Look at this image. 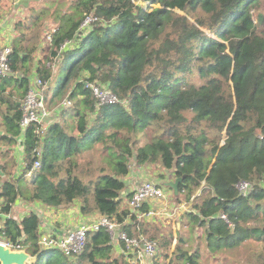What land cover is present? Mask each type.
Here are the masks:
<instances>
[{
  "label": "trees",
  "instance_id": "obj_1",
  "mask_svg": "<svg viewBox=\"0 0 264 264\" xmlns=\"http://www.w3.org/2000/svg\"><path fill=\"white\" fill-rule=\"evenodd\" d=\"M64 5L48 1L13 24L8 64L15 76L0 80V143L18 144L21 104L34 78L46 85L54 78V87L46 88L47 104L67 98L71 106L60 116L69 114L73 123L55 122L43 135L36 134L38 125H30L21 143L26 165L19 177L12 157L0 149L10 158L0 163V238L38 256L35 264H129L115 254L103 229L89 232L83 252L70 261L39 247L38 213L21 220L10 213L18 201L55 210L79 202L82 215L95 211L130 237H147L151 225L120 208L126 188L121 178L134 161L181 178L175 203L182 197L191 203L180 217L184 234L176 236L169 264H204L209 257L219 263L220 256L247 241L262 245L257 255L262 260L252 264H264V0ZM91 14L97 21L79 36ZM48 19L55 24L50 44L45 42L49 30L44 31ZM70 40L73 48L59 53ZM67 63L57 77L55 69ZM97 81L121 102L96 108L84 83ZM94 146L106 156L109 170L101 168L85 183L75 172L77 158ZM240 182L251 185L246 197L238 193ZM147 209L143 205L141 211ZM158 238L164 252L171 248V232Z\"/></svg>",
  "mask_w": 264,
  "mask_h": 264
},
{
  "label": "built area",
  "instance_id": "obj_2",
  "mask_svg": "<svg viewBox=\"0 0 264 264\" xmlns=\"http://www.w3.org/2000/svg\"><path fill=\"white\" fill-rule=\"evenodd\" d=\"M97 21L92 14L86 16L80 28L78 30L79 36L87 34L92 24ZM55 32V28L48 31L45 37V42L50 44L52 35ZM73 41L64 42L60 48L59 53L65 50L73 48ZM11 44L0 47V80L10 73L9 69V56L11 54ZM54 68V65H51ZM85 87L88 88L96 102V108L102 106H112L120 103L118 97L110 91L107 85L100 82H85ZM46 83H42L40 80L34 78L30 90L21 104V119L18 123L20 128V135L18 137V148L19 154L22 155L23 147L21 143L24 139V134L27 128L32 125H38L36 134L43 135L47 129V124L54 113H59L64 109H68L71 106L70 101L66 98L51 112L47 106V95H46ZM37 155L40 154V150H36ZM39 161L34 162V168L39 167ZM31 172L27 174L30 176ZM237 190L241 197H246L251 190V185L246 182H240L237 184ZM165 193L160 185L153 184L150 181H143L140 185L130 194L128 198L129 208L135 214L136 218L140 220L152 219L156 216L155 203L164 201ZM147 205L148 209L146 212H142L141 208L143 205ZM225 219V216H221ZM100 229L105 230L114 245L119 246L120 254L129 264H157V247L156 242L149 240L147 237L139 235L130 237L113 219L98 215L97 219L89 224H84L80 227L69 229L62 234L55 233H43L40 235L38 244L41 249L44 250H57L64 257L70 261H75L77 257L83 252L86 245L87 237L89 232H97ZM0 244L10 248L11 250H22L21 245L18 243H12L8 240L0 238ZM132 257V261L130 260Z\"/></svg>",
  "mask_w": 264,
  "mask_h": 264
},
{
  "label": "rangeland",
  "instance_id": "obj_3",
  "mask_svg": "<svg viewBox=\"0 0 264 264\" xmlns=\"http://www.w3.org/2000/svg\"><path fill=\"white\" fill-rule=\"evenodd\" d=\"M10 2H13L14 0H9ZM48 1L52 0H37L36 2L30 3L32 6L31 9L23 8L18 9L19 17L17 16L15 18V21L23 20L27 18L30 13H35V11H38L40 8L46 5ZM60 2L64 3L65 6L71 3L73 0H59ZM29 4V5H30ZM29 7V6H28ZM10 8V6H9ZM261 12L264 13V5L261 7ZM16 12V11H15ZM14 12V13H15ZM11 13V12H9ZM252 15L254 18L257 16V12L255 10L252 11ZM45 27L44 31H46L55 28V24L48 19L45 21ZM208 35L212 36L208 33ZM69 63L60 65V67H57L55 69L56 71L54 73H57V75L63 76L68 69ZM193 80H195L193 78ZM54 78L47 85V89L49 86L52 88L54 87ZM66 99V98H65ZM64 100V99H63ZM62 100V101H63ZM61 101L57 104H47L49 111L51 112L55 107H57ZM62 114V113H61ZM69 114H66L64 117H61L59 115L57 122H60L64 126L71 125L73 121L68 116ZM148 132V131H147ZM2 133V132H0ZM0 149H2L4 155L9 153V156L12 157V160L16 164V170H15V177H19L25 168V160L24 153L22 152V155L18 156L19 154V148L17 145L11 146L6 143H0ZM24 151V150H23ZM105 155L103 153H100L99 149L94 146L93 148L89 150H85L78 158H77V168L75 169L76 174L81 178L82 181L87 183L90 180H93L96 178V176L99 174V170L102 168L105 171L109 170L107 167V164L105 163ZM4 159L9 160L10 158L8 156L0 155V163L4 161ZM135 162L130 161V169L135 168L133 165ZM12 164V161H11ZM65 164V162L63 163ZM145 167H142L141 169L144 171V176L140 180H147L152 182L153 184L160 185V187L163 189L165 193V202H157L155 203L156 206V216L152 217L154 222L151 225V228L149 229L150 233L147 235L148 239L151 241L156 242L157 247V258L156 263L157 264H169L171 253L173 252L174 245H175V238L176 236L180 234H184L182 230V226L179 223L181 215L189 211L191 203L187 204L184 202V198L182 197V201L180 204H176V196L173 194V191L169 188L164 186L166 183L174 181V179L171 177L170 172L162 171L159 167L153 166V165H143ZM130 171V170H129ZM179 195V194H178ZM177 195V196H178ZM145 205V204H144ZM171 232L173 237L172 246L169 250L164 252V249L160 248L159 245L160 241L158 236L160 234L166 235V233ZM200 232V231H199ZM154 234L156 237L150 238L149 236ZM262 245H260L257 242H251L247 241L241 247L234 249L233 251H229L227 254L220 256L219 263H214L212 261V257H209L206 259L204 264H231V261H233V264H252L255 260H262V257H258L257 255L261 251ZM167 253V255H165ZM224 256L227 259V262H222V259H224ZM230 259V260H228ZM130 260L132 261V257H130ZM126 262V261H125Z\"/></svg>",
  "mask_w": 264,
  "mask_h": 264
},
{
  "label": "crops",
  "instance_id": "obj_4",
  "mask_svg": "<svg viewBox=\"0 0 264 264\" xmlns=\"http://www.w3.org/2000/svg\"><path fill=\"white\" fill-rule=\"evenodd\" d=\"M17 1L18 0H14L13 2H10L9 0H0V47L11 44V41L15 34L13 29V24L16 22L15 18L17 16L18 17L20 16L17 11L20 8L21 9L26 8L23 6L15 7V3ZM29 4L27 5L28 9L32 6L31 4L30 5ZM56 76L59 77L60 75H57L56 73ZM60 114L61 112L59 113L53 112L52 119L45 125L49 127L51 124L57 122V119ZM133 165L135 166V168L130 169L128 175L126 177L121 178L126 186L124 192L121 193V199H122L121 207H120L121 210L124 208H128L130 211L128 205L129 197L126 196L130 195L140 185V183L143 182V180L140 179L144 176L145 173H143L144 171L141 168L145 166L141 167L136 165V163H134ZM2 177L3 174L0 175L1 179ZM30 212L38 213L41 220V226H40L41 234L43 233L62 234L69 229H74L84 224H89L90 222L95 221L99 215L95 211H92L86 215H82L80 213L79 202H76L70 208L55 210L52 208H47L46 206L45 208H42V205L26 204L23 203L22 201H18L12 208L10 216L16 220H21L25 215H27ZM130 213L133 212L130 211ZM140 221L148 223L149 225L154 222L153 219H144L143 221L142 220ZM129 223H130L129 220H125V224H129ZM114 248H115L114 249L115 254L119 255L120 254L119 246L114 245Z\"/></svg>",
  "mask_w": 264,
  "mask_h": 264
},
{
  "label": "water",
  "instance_id": "obj_5",
  "mask_svg": "<svg viewBox=\"0 0 264 264\" xmlns=\"http://www.w3.org/2000/svg\"><path fill=\"white\" fill-rule=\"evenodd\" d=\"M37 0H18L15 3V7H27L30 2H36ZM7 76L14 77L13 73H8ZM1 134V133H0ZM0 175L2 172L0 170ZM182 182L181 178H176L174 181L166 183L164 186L169 187L175 196L178 195V187ZM45 208V205H42ZM132 212V210L130 209ZM38 260V256H31L26 251L22 250H11L10 248L0 244V264H35Z\"/></svg>",
  "mask_w": 264,
  "mask_h": 264
}]
</instances>
